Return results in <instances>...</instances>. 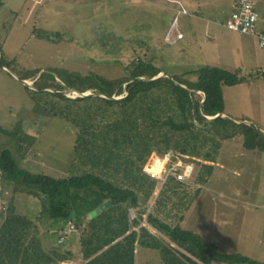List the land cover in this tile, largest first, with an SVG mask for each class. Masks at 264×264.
<instances>
[{
    "label": "trees",
    "instance_id": "trees-1",
    "mask_svg": "<svg viewBox=\"0 0 264 264\" xmlns=\"http://www.w3.org/2000/svg\"><path fill=\"white\" fill-rule=\"evenodd\" d=\"M178 10L176 17L185 14ZM37 34L50 42L59 37ZM146 48L145 53L134 54L122 77L107 79L93 71L83 76L64 68H20L18 59L8 57L0 45V66L12 68L21 81L33 78L35 88L26 86L42 111L76 129L70 175L32 172L4 148L1 179L13 192L40 197L39 221L45 216L62 219L61 224L54 221L59 229L69 220L75 224L83 264H136L138 246L158 250L165 264H264L241 252H222L181 226L213 176L226 141L241 137L245 149L264 152V131L252 122L245 118L238 122L228 114L208 118L226 114L223 86L250 82L249 75L204 66L198 80L188 82L168 76ZM161 73L165 75L152 79ZM257 74L264 77V71ZM66 89L92 90L95 95L72 97L64 93ZM112 95L124 96L111 99ZM0 132L9 130L0 126ZM169 151L173 160L183 161L179 171L192 165L185 180L169 174L163 181L145 170L155 155ZM76 170L80 172L73 173ZM109 199L107 209L89 218ZM0 217V264H59L74 258L58 241L59 229L54 233L56 244L44 246L37 232L43 221L36 224L18 212L11 197H1Z\"/></svg>",
    "mask_w": 264,
    "mask_h": 264
},
{
    "label": "rangeland",
    "instance_id": "rangeland-1",
    "mask_svg": "<svg viewBox=\"0 0 264 264\" xmlns=\"http://www.w3.org/2000/svg\"><path fill=\"white\" fill-rule=\"evenodd\" d=\"M187 1L193 4L187 5L191 13L178 17L187 37L175 43L169 36L176 14L165 7L171 5L167 0H0V45L8 57L18 59L20 68H64L83 76L93 71L107 79L122 77L134 54L145 53L146 47L168 76L188 82H196L204 66L241 70L250 82L223 86L226 114L264 131V77L257 74L264 71V47L257 37L227 27L237 0ZM252 1L261 15L257 31H262L264 0ZM35 32L59 37L50 42ZM19 78L12 68L0 66V126L9 130L0 132V151L10 149L32 172L70 175L75 127L45 114ZM26 81L35 88L33 78ZM64 93L80 95L69 89ZM1 197H11L17 211L36 224L63 222L48 216L39 221L40 197L13 192L0 177ZM181 226L222 252H241L264 262V152L245 149L241 137L226 141L213 176ZM78 244L81 250L80 240ZM136 264L165 263L158 250L138 246Z\"/></svg>",
    "mask_w": 264,
    "mask_h": 264
},
{
    "label": "built area",
    "instance_id": "built-area-1",
    "mask_svg": "<svg viewBox=\"0 0 264 264\" xmlns=\"http://www.w3.org/2000/svg\"><path fill=\"white\" fill-rule=\"evenodd\" d=\"M180 13H187V10L180 8L178 10V14ZM259 18L260 13L257 11L255 3L252 0H238L236 9L228 20L227 27L240 34L257 37L260 41V46L264 47V32L257 31ZM173 26L176 28L175 36L177 40L183 39L186 34L184 31L177 28L178 16L175 18ZM173 154L174 153L172 151H169L166 154L155 155L153 161L146 166L145 170L150 175L163 181L169 174H174L178 179L185 180V177L190 175L193 167L192 165H186L183 172L179 171V166H184V163L181 160H173ZM75 229V224L69 220L66 227L59 230L58 241L63 243L67 236ZM76 264L83 263L79 262Z\"/></svg>",
    "mask_w": 264,
    "mask_h": 264
},
{
    "label": "crops",
    "instance_id": "crops-1",
    "mask_svg": "<svg viewBox=\"0 0 264 264\" xmlns=\"http://www.w3.org/2000/svg\"><path fill=\"white\" fill-rule=\"evenodd\" d=\"M168 2H171V5L169 6V5H166L165 7L167 8V9H169V10H172L173 11V14L172 15H174V14H176L177 13V10H178V8L180 7V6H182L183 8H185L186 10H187V13L189 14V12L190 11H192V10H190V8L189 7H192V3H189L187 0H167ZM238 1V0H237ZM180 4H179V3ZM172 4H174V6H172ZM189 7H188V6ZM236 9V8H235ZM188 10H189V12H188ZM187 13H185V14H187ZM191 13V12H190ZM260 13V12H259ZM260 18H261V15H260ZM260 18H259V20H260ZM259 24V23H258ZM177 28H179L181 31H183L181 28H180V26H179V24H178V27ZM262 31H264V30H262ZM170 33H171V35L169 36L170 37V39H171V41H173V42H175V43H177V42H180V41H183V40H185L186 39V35H185V37L183 38V39H178L177 40V38H176V28L174 27L173 28V25L171 26V31H170ZM18 193V192H17ZM7 203V200H4V203ZM17 210V209H16ZM1 223H2V218L0 217V225H1ZM48 223H42V224H39V225H37V227L39 228V229H37V232H38V230L40 231V235L43 237V238H41L42 239V244L44 245V246H46V247H48V246H51L52 244H54L55 242H57V241H55L54 242V240H53V232L54 233H56V230L57 229H59L56 225H54V224H52V225H47ZM66 225H67V223H65V227H66ZM60 230V229H59ZM77 230H79L78 228L75 230V231H77ZM75 231H72L68 236H67V238H66V240L64 241V243L68 240L69 241V243L66 245V247H63L65 250L64 251H71V252H73V255H74V258L73 259H69V260H67V261H65V262H59V264H66V263H71V264H76V263H81V262H83V259H82V253H81V250H79V244H78V242H79V240H80V236L76 239V237L74 236V233H75ZM59 232V231H58ZM58 234V233H57ZM55 235V234H54ZM56 244V243H55ZM80 249H81V246H80ZM80 251V252H79ZM75 253L76 254H79L80 255V257H76L75 256ZM74 261H76V262H74Z\"/></svg>",
    "mask_w": 264,
    "mask_h": 264
},
{
    "label": "water",
    "instance_id": "water-1",
    "mask_svg": "<svg viewBox=\"0 0 264 264\" xmlns=\"http://www.w3.org/2000/svg\"><path fill=\"white\" fill-rule=\"evenodd\" d=\"M164 75H165V74H159V75L153 77L152 79L160 78V77H162V76H164ZM19 79H20V78H19ZM20 80H21V79H20ZM22 82H23L25 85L30 86V85L27 83L26 80H22ZM186 88H187V87H186ZM188 90H189L190 92H195V91H196V90H192V89H189V88H188ZM89 95H95V94H93L92 91H86V92H81L80 95H78V96H89ZM98 95L103 96V97L106 96V95H104V94H98ZM78 96H76V97H78ZM110 98H111V99H121V98H123V96L112 95V96H110ZM225 115H227V114H225V113H220V114H218V115H216V116H209L208 118H209V119H214V118H217V117H220V116H225ZM236 120H237L238 122H241V120H238V119H236ZM246 122H248V121H246ZM111 204H112V201H111L110 199L107 200V201H105V202H103V203H101L96 209H94V210L89 214V218H93L94 216L98 215L99 213H101L102 211H104L105 209H107Z\"/></svg>",
    "mask_w": 264,
    "mask_h": 264
}]
</instances>
